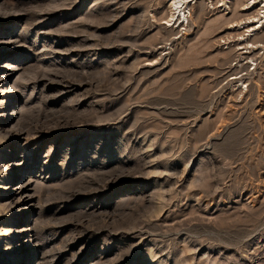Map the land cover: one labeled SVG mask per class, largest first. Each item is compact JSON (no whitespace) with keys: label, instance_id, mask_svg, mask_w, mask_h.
Here are the masks:
<instances>
[{"label":"rangeland","instance_id":"rangeland-1","mask_svg":"<svg viewBox=\"0 0 264 264\" xmlns=\"http://www.w3.org/2000/svg\"><path fill=\"white\" fill-rule=\"evenodd\" d=\"M172 2L0 0V264H264V49Z\"/></svg>","mask_w":264,"mask_h":264},{"label":"bare ground","instance_id":"bare-ground-1","mask_svg":"<svg viewBox=\"0 0 264 264\" xmlns=\"http://www.w3.org/2000/svg\"><path fill=\"white\" fill-rule=\"evenodd\" d=\"M187 1L188 0H173V2H172V6H173V8H174V10H175V13H176V15L178 16V18L177 19H179V21L178 22H182L183 20H185L186 19V17H187V11H186V7H187V5H186V3H187ZM248 1L249 0H234V10H231V12H235L238 8H239V11L240 10H242V11H246L245 13H243V18L241 19L240 18V20L239 21H236V20H234V21H236L235 23H232L230 26H229V28L231 29H233V30H238L239 31V29H240V31H239V35L241 34V38H240V42H239V44H240V46L237 48L238 50L240 49H242L243 51H241L240 52V54H241V56H243V57H248V58H250V57H253V56H245V54H251L253 51H255L256 49H264V40H262V41H260V40H256V38L258 37L256 34L259 32V29H261V28H263V26H264V0H252L251 1V5H247L248 4ZM223 2H225V1H223ZM226 3V2H225ZM225 3L223 4V5H225ZM2 6V5H1ZM230 6H228V8H229ZM0 9H2V7L0 8ZM5 9V8H4ZM188 10V9H187ZM1 11V10H0ZM8 11H10L9 9H8ZM12 11V10H11ZM239 11H236V12H239ZM2 12H3V10H2ZM15 11H13V13H14ZM17 12V11H16ZM15 12V13H16ZM234 12H233V14H234ZM235 12V13H236ZM6 13H8V12H6ZM6 13H4V14H1L0 15V20L2 19V20H5V19H10V18H12V17H10V12L8 13V14H10V15H8V14H6ZM12 13V12H11ZM238 14V13H237ZM240 14V13H239ZM191 15V14H190ZM173 16H174V14L172 15V18L171 19H164L163 20V24H167V25H170L171 23H172V21H173ZM175 20V19H174ZM217 20V19H216ZM233 21V20H232ZM231 21V22H232ZM176 22V21H175ZM214 23V22H213ZM247 27V30L246 29H243L244 27ZM249 28H251V29H249ZM242 30V31H241ZM246 31H249V33L248 34H245L246 33ZM250 31H253V33H250ZM247 35H249V36H251L250 37V39L247 37ZM252 36H254L253 38H252ZM239 39V38H238ZM255 39V40H254ZM1 41V40H0ZM7 41V40H6ZM5 42V41H4ZM25 42V41H24ZM23 42V43H24ZM5 43H7V42H5ZM1 50H3L2 48H0V54H2V52H1ZM16 51H18V50H10L9 52H10V55L11 54H14ZM250 61H253V63L255 64V66L253 67V68H256V65H257V62H256V60L254 59V58H252ZM250 61H248V62H250ZM6 62V61H5ZM247 62V63H248ZM2 64V63H1ZM251 64V63H250ZM3 65H7V63L6 64H3ZM3 65H1L0 67H2ZM4 67V66H3ZM23 68V67H22ZM11 75L12 74H9V73H7V72H5V71H3V70H1L0 71V84L1 83H4L5 81H7L10 77H11ZM236 77V76H235ZM240 78H245V77H243V76H240ZM231 79H233V78H231ZM235 79V78H234ZM241 79V80H242ZM245 82V81H244ZM16 86V85H15ZM8 89V87L6 86L5 87V93H12V96L11 97H14V96H16V90L14 89L15 87H13V84H12V87H11V85H10V90H7ZM20 112V111H19ZM15 114L13 115H9L10 116V118H9V122L11 121V120H13V118H15L16 117V111L14 112ZM9 114H10V112H9ZM5 128H7V127H5ZM15 128H16V126H15ZM3 130V129H2ZM22 130V129H21ZM6 131H8L7 129L5 130V132ZM13 131V130H12ZM16 131H18V130H16ZM19 133V132H18ZM21 160H23V159H21ZM25 160V159H24ZM14 162H16V161H14ZM23 167V166H22ZM17 172H19L18 171V168L17 169H15ZM15 171V172H16ZM18 175H19V173H18ZM23 176H24V173L22 174ZM20 178H21V174H20V176H19V178H18V180H17V182H16V185H15V188H14V191H15V193H19V194H22L23 193V195L27 192V189H26V187L27 186H25V181L24 182H22V181H20ZM18 190H20V191H18ZM14 193V194H15ZM31 194V193H30ZM28 196V195H27ZM21 197V196H20ZM29 197V196H28ZM28 200V199H27ZM2 203H4V202H2ZM6 204V203H5ZM26 204V203H25ZM29 206V205H28ZM6 207V206H5ZM25 229H22V231H24Z\"/></svg>","mask_w":264,"mask_h":264},{"label":"built area","instance_id":"built-area-1","mask_svg":"<svg viewBox=\"0 0 264 264\" xmlns=\"http://www.w3.org/2000/svg\"><path fill=\"white\" fill-rule=\"evenodd\" d=\"M249 63H251V62H249ZM250 65H253V66H252V68L255 66V64H254V63H251ZM252 68H251V69H252Z\"/></svg>","mask_w":264,"mask_h":264}]
</instances>
